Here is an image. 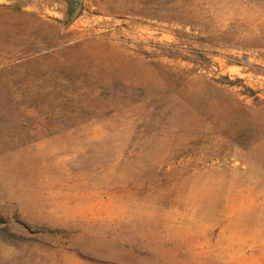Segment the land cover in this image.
Here are the masks:
<instances>
[{"label": "rangeland", "instance_id": "obj_1", "mask_svg": "<svg viewBox=\"0 0 264 264\" xmlns=\"http://www.w3.org/2000/svg\"><path fill=\"white\" fill-rule=\"evenodd\" d=\"M0 264H264V0H0Z\"/></svg>", "mask_w": 264, "mask_h": 264}]
</instances>
